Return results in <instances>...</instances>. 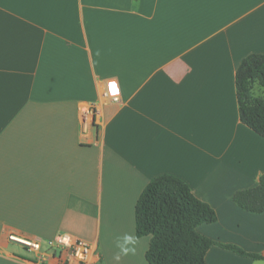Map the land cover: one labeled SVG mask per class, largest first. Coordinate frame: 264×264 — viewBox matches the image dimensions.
Returning a JSON list of instances; mask_svg holds the SVG:
<instances>
[{"label":"crops","instance_id":"1","mask_svg":"<svg viewBox=\"0 0 264 264\" xmlns=\"http://www.w3.org/2000/svg\"><path fill=\"white\" fill-rule=\"evenodd\" d=\"M252 53H264V0H0V264H61L8 234L62 232L95 243L101 264H149L135 208L162 174L216 210L200 232L264 254V212L233 199L264 173L237 94ZM112 87L121 100L84 131L81 109ZM206 260L264 264L220 246Z\"/></svg>","mask_w":264,"mask_h":264},{"label":"trees","instance_id":"2","mask_svg":"<svg viewBox=\"0 0 264 264\" xmlns=\"http://www.w3.org/2000/svg\"><path fill=\"white\" fill-rule=\"evenodd\" d=\"M256 83L264 86V53L247 55L236 72L241 120L264 137V97L255 95ZM233 199L247 211L263 213L264 173L255 187L236 191ZM135 216L136 235L151 237L146 252L149 264H208L206 256L213 246L264 259L262 253L249 252L200 232V225L217 220L216 210L175 175L162 174L147 184L137 200Z\"/></svg>","mask_w":264,"mask_h":264},{"label":"built area","instance_id":"3","mask_svg":"<svg viewBox=\"0 0 264 264\" xmlns=\"http://www.w3.org/2000/svg\"><path fill=\"white\" fill-rule=\"evenodd\" d=\"M120 100L121 96L116 88L103 90L101 98L87 103L81 109L80 120L83 130L87 131L96 126L100 103H117ZM8 241L18 245L22 251L24 250L23 254L33 257L38 262H44L51 256L57 257L61 264H101V254L95 243L67 232L59 233L45 242L10 233Z\"/></svg>","mask_w":264,"mask_h":264},{"label":"clouds","instance_id":"4","mask_svg":"<svg viewBox=\"0 0 264 264\" xmlns=\"http://www.w3.org/2000/svg\"><path fill=\"white\" fill-rule=\"evenodd\" d=\"M133 243H135V240L132 236H125L124 237V245L133 244ZM124 245L120 246L124 252L133 251V249L126 248V247H124ZM116 259L119 260V256H117Z\"/></svg>","mask_w":264,"mask_h":264},{"label":"rangeland","instance_id":"5","mask_svg":"<svg viewBox=\"0 0 264 264\" xmlns=\"http://www.w3.org/2000/svg\"><path fill=\"white\" fill-rule=\"evenodd\" d=\"M15 248H16L15 250H16L17 252H19L20 250H22L21 248H20V249L17 248V247H15ZM23 251H24V250H23ZM23 251H21V252H23ZM23 253H24V252H23Z\"/></svg>","mask_w":264,"mask_h":264}]
</instances>
